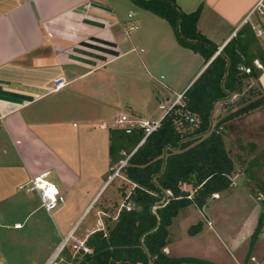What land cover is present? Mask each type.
<instances>
[{
  "label": "crops",
  "instance_id": "0c3cea01",
  "mask_svg": "<svg viewBox=\"0 0 264 264\" xmlns=\"http://www.w3.org/2000/svg\"><path fill=\"white\" fill-rule=\"evenodd\" d=\"M174 1L185 13L201 8L197 28L220 51L259 0ZM116 10L109 0H0V111L4 115L0 128V222L15 215L27 219L44 210L37 194L22 188L39 173L48 172L50 181L68 200L80 183L84 169L81 155L88 149L87 153H95L100 147L107 171L114 170L109 131L116 128L114 122L111 127L105 124L112 119V108L119 105L111 84L133 64L127 32ZM258 20L250 19L249 24L258 25ZM258 39L264 40V36ZM59 76L66 78L67 85L52 93V81ZM192 79L170 105L178 102ZM254 83L264 94V68ZM122 114H116L113 121ZM109 181L111 176L79 218ZM97 212L106 215L104 209ZM11 223L14 228L21 227L18 221ZM76 223L45 264L57 256L65 239L72 240L73 246L81 245L89 234L103 228L97 220V226L92 222L75 237Z\"/></svg>",
  "mask_w": 264,
  "mask_h": 264
},
{
  "label": "rangeland",
  "instance_id": "374dc122",
  "mask_svg": "<svg viewBox=\"0 0 264 264\" xmlns=\"http://www.w3.org/2000/svg\"><path fill=\"white\" fill-rule=\"evenodd\" d=\"M109 1L123 21L129 59L133 64L130 63L128 72L111 84L113 98L119 105L112 108V119L105 124L111 127L113 117L119 113L126 114L131 120H158L188 80L197 74L204 60L176 43L166 21L138 8L130 0ZM254 18L258 19V16L251 19ZM132 24L137 28L130 31L128 28ZM258 40L264 51V40ZM257 91L254 80L245 81L240 94L216 105L212 127L219 119L253 101ZM81 104L85 108L86 105ZM73 122L80 127L77 119ZM220 131L224 133L227 149L238 162L237 172L231 176V186L214 195L200 210L193 206L181 210L169 228L168 245L163 251L171 257L197 258L212 264H264V228L248 255L249 237L264 199V107L226 122ZM99 148L96 147L95 153H87L89 149L82 152L84 169L80 172V183L69 193L68 200L58 205L59 210L50 212L51 217L42 210L27 219L15 215L0 222V264H45L109 176L112 181L103 187L79 218L72 231L74 236L78 237L92 222L97 226V220L103 225L104 215L98 210L108 208L115 201L120 206L124 203L118 193V187L123 183L117 170L120 162L108 172L106 157ZM13 221L20 222L21 227L14 228ZM199 222L201 231L189 236L188 228ZM71 243L65 239L51 264H69L66 256L72 248Z\"/></svg>",
  "mask_w": 264,
  "mask_h": 264
},
{
  "label": "trees",
  "instance_id": "16d2710c",
  "mask_svg": "<svg viewBox=\"0 0 264 264\" xmlns=\"http://www.w3.org/2000/svg\"><path fill=\"white\" fill-rule=\"evenodd\" d=\"M130 1L166 21L176 43L203 58V69L145 139L140 129L129 135L120 129L109 131L110 165L128 156L119 169L123 183L118 193L130 209L120 207L118 201L103 207V228L89 234L81 245L71 243L66 259L69 264H212L171 257L163 250L168 245L169 228L181 210L190 206L200 210L214 195L230 188L238 162L227 149L220 127L264 107V94L257 87L253 101L212 127L213 112L216 105L240 94L245 81L259 78L262 71L253 61L258 60L264 68V51L249 23L218 51L219 46L197 28L200 7L185 13L174 0ZM240 66L250 68V73L239 71ZM261 205L249 237L248 255L264 228V201ZM201 228L199 222L190 226L187 234L195 236Z\"/></svg>",
  "mask_w": 264,
  "mask_h": 264
},
{
  "label": "built area",
  "instance_id": "2783aa9c",
  "mask_svg": "<svg viewBox=\"0 0 264 264\" xmlns=\"http://www.w3.org/2000/svg\"><path fill=\"white\" fill-rule=\"evenodd\" d=\"M258 16V25H251L256 38H262L264 36V0H259L254 7L249 11L248 15L242 21L241 25L249 23V20L254 16ZM128 17H131L129 14ZM261 23V24H260ZM137 26L132 24L129 26L128 30H135ZM253 65L258 70H263L262 64L258 60L253 61ZM239 71L250 73V68H246L243 66L238 67ZM67 85V80L64 76L56 77L52 81V85L50 88V92L55 93L63 89ZM175 104V103H173ZM170 105L167 109H165L164 115L171 109L173 106ZM160 109H164L163 106H160ZM163 115V116H164ZM163 116L158 120H131L127 115H120L114 120V127L116 129L123 130L125 134H131L133 130L140 129L143 131L144 138L149 136L152 132H154L160 125V121ZM190 122H192L193 118H188ZM4 122V115L0 111V128H2ZM125 155V153H123ZM128 156L125 160L120 161L117 170L126 163ZM22 188H26L28 191H33L37 194L40 200V206L47 212L50 213L55 210L59 204L63 203L64 197L60 193L59 188L49 180V173L43 172L35 175L29 182L28 185L22 186ZM121 207H125L126 210L130 209L129 204H122ZM53 260V259H52ZM52 260L49 261L48 264H51Z\"/></svg>",
  "mask_w": 264,
  "mask_h": 264
},
{
  "label": "flooded vegetation",
  "instance_id": "af4514ba",
  "mask_svg": "<svg viewBox=\"0 0 264 264\" xmlns=\"http://www.w3.org/2000/svg\"><path fill=\"white\" fill-rule=\"evenodd\" d=\"M264 190V189H263ZM262 194H263V196H264V193L262 192ZM263 201H264V199H263Z\"/></svg>",
  "mask_w": 264,
  "mask_h": 264
},
{
  "label": "water",
  "instance_id": "95a60500",
  "mask_svg": "<svg viewBox=\"0 0 264 264\" xmlns=\"http://www.w3.org/2000/svg\"><path fill=\"white\" fill-rule=\"evenodd\" d=\"M253 231V230H252Z\"/></svg>",
  "mask_w": 264,
  "mask_h": 264
}]
</instances>
